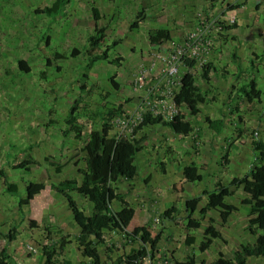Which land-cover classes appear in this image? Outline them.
<instances>
[{
  "label": "rangeland",
  "instance_id": "1",
  "mask_svg": "<svg viewBox=\"0 0 264 264\" xmlns=\"http://www.w3.org/2000/svg\"><path fill=\"white\" fill-rule=\"evenodd\" d=\"M53 2L0 0V169L6 173V177L0 173V249L10 253L13 259L10 264H42L50 244L64 246L63 256L73 264L90 260L83 255L82 244L77 240L82 229L74 218L67 219L68 214L72 215L67 199L52 190L50 184L66 178L81 180L78 168L85 165L83 146L90 131L98 129L109 136L119 135L124 130L117 122L121 114L107 119V111L118 109L122 104L123 114H135L139 101V94L133 89L135 73L142 65L151 66L147 77V84L151 86L163 69L162 62H153V53L168 55L184 44L202 19L210 24L206 35L218 26L222 29L215 38L209 64L201 67L195 63L189 67L184 62L180 67L179 76L193 72L207 97L196 115L178 105V112L185 113L194 124V131L187 138L189 150L183 147L184 136L171 140L183 148L185 157H180L174 144H163V136L166 140L176 137L173 130L163 124L146 126L135 136L144 137L146 145L137 154V177L132 181L116 180L112 187L115 192L127 194V198L136 193V201L131 199L132 205L122 215L127 229L151 219L153 234L163 231L165 238L159 244L158 253L139 264H161L164 256L177 261L191 254L196 256L197 264H211L220 248L227 257H232L242 243L255 242L257 236L248 229L252 217L250 207L243 202L251 193L245 187L230 186L232 194L227 200L239 210L226 223L217 210H207L205 203L206 192L217 181L229 184L233 177L242 176L257 165L258 152L251 144L248 129H257L258 137L264 140V0H70L58 15L36 11ZM233 4L241 6L230 10ZM93 6L100 8L99 24L107 29L102 47L111 45L112 48L109 58L100 55L94 63H89L85 47L87 38L95 30ZM156 28H169L172 39L164 44H152L148 33ZM49 35L48 45L45 38ZM113 40L118 44L114 45ZM74 47L81 50L77 57L70 55ZM58 52L65 58L56 59ZM119 56L122 57L120 65L110 61ZM48 58L53 59L50 66ZM112 75L120 83L119 89L112 85ZM252 79L263 91L262 101L249 102L240 93L239 87ZM84 82L88 87L81 91ZM76 98H80L76 114L77 123L83 128L81 139L76 138L75 132L67 137L63 133L69 127L66 117ZM206 115L224 118L221 133L209 127ZM104 121L110 124L109 128L103 127ZM239 127L245 131L244 138L239 136ZM227 146L230 148L228 163L223 159ZM167 154L179 163L191 159L203 175L201 181L191 182V197L204 195L194 214L202 226L191 232L186 228L184 213L168 221L169 218L155 211L151 200L144 198L161 189L156 181L162 174L160 161ZM26 160L36 163L29 170L17 166ZM51 162L62 165V169L57 171ZM147 176L150 177L148 184L144 182ZM6 179L17 183L18 190L9 191ZM29 181H41L45 186L30 204L21 208L19 201L26 197ZM74 195L78 205L91 214L93 204L78 193ZM134 204L147 207L146 218L139 217V210L135 214ZM114 206L123 207L117 200ZM209 217L216 219L217 228L227 242L215 239L203 252L199 245ZM33 219L37 222L35 225ZM188 233L196 238L191 245L185 243ZM11 234L14 239L10 238ZM105 238L106 243L96 241V247L107 263L111 260L107 246L113 249L112 258L126 255L132 246L123 234L115 231L106 230ZM247 264H264V257H249Z\"/></svg>",
  "mask_w": 264,
  "mask_h": 264
},
{
  "label": "trees",
  "instance_id": "2",
  "mask_svg": "<svg viewBox=\"0 0 264 264\" xmlns=\"http://www.w3.org/2000/svg\"><path fill=\"white\" fill-rule=\"evenodd\" d=\"M70 0H54L51 5H47L43 8H37V12L58 15L61 9ZM241 5H230L229 9L234 10ZM93 16L95 19L94 33L87 38V46L85 47L88 56L89 63H94L95 60L101 55L104 58H109V51L112 48L108 45L103 48V44L106 41V27L100 26L99 21L102 18V13L99 7L93 6ZM139 17L142 15L138 14ZM135 25H133L134 27ZM149 41L152 44H164L172 39V32L169 28H156L149 31ZM46 39V44L51 43V36ZM114 45L118 44V41L113 40ZM81 50L78 47H74L71 50L70 55L77 57L80 55ZM233 58H236V53H233ZM55 58H65V55L58 52ZM53 59L48 58L47 64L52 65ZM115 64H121L122 57H115L110 60ZM185 63L189 67H193L196 63L194 60L185 59ZM210 63V62H209ZM208 63V64H209ZM60 69V67H58ZM86 77V76H85ZM87 78V77H86ZM112 85L119 89L120 83L116 81L115 76H110ZM88 85L86 82L80 86L81 91H85ZM240 93L249 102L255 100L262 101V89L259 88L258 82L255 79L250 82L244 83L239 87ZM80 98H76L74 103L69 109L66 117V122L69 125L67 129L63 131L67 137L72 132H75L76 138L81 139L83 134V128L77 123V110L80 104ZM207 97L198 86L196 76L193 72L187 71L182 79V85L176 95V102L180 106H184L187 110L196 115L200 112V104L206 102ZM122 104L118 106V109H109L105 114L107 119L114 116L116 113L123 114L120 109ZM127 116L130 117L128 114ZM209 127L216 133H221L224 128V118H212L209 115L205 117ZM156 124H163L170 127L176 134L190 135L194 131V124L185 113L180 112L173 117L172 120H164L161 116H153L150 113L143 115L141 122L134 126L132 131V137L124 134L117 136H109L98 129H92L89 134V138L85 141L83 150L85 151V165L78 168L81 175V180L77 178H66L56 183H51L50 187L55 192L62 194L68 202V206L73 213L74 220L82 229V233L77 237V240L82 244L80 249L84 256L89 257V261L85 264H139L145 258H153L159 251V244L162 240L163 231H159L153 234L150 224L136 225L131 230L127 229L122 220V215L125 213L129 202L125 198L123 192L113 191V182L124 178L127 181H132L138 174V167L136 165L137 154L145 149L144 137L136 138L140 130H143L146 126H153ZM104 128H109L110 124L107 121L103 122ZM240 138L245 137V131L242 127H239ZM257 129L249 128L248 133L251 136V144L253 148L258 152L257 165L250 170V172L242 175L235 176L230 180L229 184L223 183L222 180L216 182L215 187L206 192L205 208L207 210H217L224 223H226L231 214L238 211V206L227 200L232 194L230 186H243L250 193L251 197L243 200L244 203L250 207V224L249 232L257 236L256 241L251 243H242L240 249L237 250L232 257H227L222 248L218 251V257L215 258L211 264H247L249 257H264V140L258 137ZM230 146V145H229ZM170 156V155H169ZM230 148H225L223 159L225 162H229ZM36 163V161L26 160L21 162L18 167L30 169V165ZM57 171L62 169V165L58 163H50ZM160 168L162 173H166V162L160 161ZM0 173L6 177V173L0 169ZM183 175L190 182L201 181L203 178L200 173V168L196 162H192L189 166H186L183 170ZM7 180V179H6ZM150 177L147 176L144 182L148 184ZM45 184L41 181H29L27 184V195L21 197L19 206L22 208L24 205H28L44 188ZM7 188L9 191L14 192L18 190V184L15 182H9L7 180ZM73 193H78L81 196L87 198L93 204V210L91 214H87L74 198ZM203 194H197L186 200L185 211L186 216L184 221L186 222V228L191 232V229H197L202 226L201 221L194 218V214L200 202L203 200ZM120 201L123 205L122 210H116L113 206L114 201ZM182 211L177 204H173L166 211L161 213L164 218H174L175 214H180ZM36 220H32V224H36ZM115 231L123 234L128 242L132 243L129 252L124 256L112 258V247L107 246V255L109 256L110 263L103 260V255L96 247V241L100 244L106 243L105 231ZM50 234V230L48 229ZM11 239H14V235L11 234ZM224 239L222 232L217 228L216 219L209 217L208 224L204 227V237L200 242L199 249L201 251L208 250L214 243L215 239ZM196 238L191 233L186 235L185 243L191 245L195 242ZM139 241V245H135ZM64 246L57 247L52 244L47 245L44 252V259L42 264H73L72 261L63 256ZM12 256L8 251L3 248L0 249V264H10L12 262ZM176 264H197V258L194 254L188 255L185 259L175 261Z\"/></svg>",
  "mask_w": 264,
  "mask_h": 264
},
{
  "label": "built area",
  "instance_id": "3",
  "mask_svg": "<svg viewBox=\"0 0 264 264\" xmlns=\"http://www.w3.org/2000/svg\"><path fill=\"white\" fill-rule=\"evenodd\" d=\"M209 25L208 20L202 19L197 29L189 33L184 44L175 47L168 55L153 53V62H162L163 69L162 75L151 86L147 84L148 71L151 66L142 65L138 69L133 77V89L139 94L137 111L135 114H130V117L126 114L117 117L118 124L124 129L119 134L132 137L133 135L127 134L126 131L132 133L134 126L141 122L146 113L161 116L167 121L179 114L176 95L183 79V76H179L180 67L187 58L194 60L201 67L209 63L210 54L215 46V38L222 29L218 26L211 34L206 35ZM160 263L176 264L170 256L162 257Z\"/></svg>",
  "mask_w": 264,
  "mask_h": 264
},
{
  "label": "crops",
  "instance_id": "4",
  "mask_svg": "<svg viewBox=\"0 0 264 264\" xmlns=\"http://www.w3.org/2000/svg\"><path fill=\"white\" fill-rule=\"evenodd\" d=\"M156 125H159V124H156ZM164 126L166 128H169L170 130H172L170 127H168L166 125H164ZM179 136H184V139H182V141L184 142V143H182V144H184L183 147H184V149L189 150L190 143H189L187 138L190 137L191 134L190 135L176 134V137H172L173 139H169L168 138L167 140L163 136V144H171L172 143V144L175 145V143H173L174 141H171V140H178ZM88 138L89 137H87V139ZM87 139H85V140H87ZM175 146H176V150H177L176 154L177 155L179 154L180 157H185L183 148L179 146L181 148L180 149L177 145H175ZM187 153H188V151H187ZM162 160L166 162V171L167 172L165 174L162 173L161 176L157 177L156 185H157V187L161 186V189H158V191L156 193H152L151 196H146L144 198H147L148 201L151 200L152 205H155V208H154L155 211H157L159 213H163L168 208H170L173 204H177L178 207L182 211L181 214L184 213V217H185L186 216L185 203H186L187 199L191 198V182L184 177L183 170H184V168L186 166H189L191 164V159L189 161H186L184 159V160L181 161V163H179L177 160H175V158L173 156H169V154H167L166 157H164V155H163V159ZM81 167H83V166H81ZM77 179L80 180V178H78V177H77ZM119 180L125 181L124 178H120ZM74 194L75 193H73V196L75 198ZM124 195H125V198L127 199V201L129 202V204L132 205L131 199L133 201L136 193L133 194V195L131 194V198H127L128 197L127 194H124ZM114 202H113V206H114ZM134 205H136V206H134ZM134 205H133L132 208H133V211L136 212L135 214H137V211L139 210V212L141 214L139 217L146 218L144 213H145V210H147V207H145L144 204H142V205L134 204ZM114 208H115V206H114ZM122 208L123 207H120L118 209L115 208V209L118 211V210H122ZM70 212L72 213L71 210H70ZM151 213H154V210H152ZM177 215L179 216V214H177ZM177 215L175 214L174 218ZM73 218H74L73 217V213H72V215L71 214L67 215V219H71L72 220ZM174 218H169L168 221H172ZM178 219L179 218H177V220ZM145 223L146 224H151V219H147L145 221ZM145 223L144 222L143 223L140 222L139 225H144ZM63 227L67 228V226H65V225H63ZM164 238L165 237H164V234H163L162 235V240L163 241H164ZM180 260H182V259H180Z\"/></svg>",
  "mask_w": 264,
  "mask_h": 264
}]
</instances>
